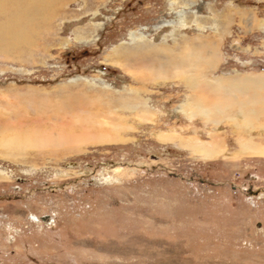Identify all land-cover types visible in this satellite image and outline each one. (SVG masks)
<instances>
[{"label":"rangeland","instance_id":"1","mask_svg":"<svg viewBox=\"0 0 264 264\" xmlns=\"http://www.w3.org/2000/svg\"><path fill=\"white\" fill-rule=\"evenodd\" d=\"M59 6L43 38L0 43V264H264V0ZM130 32L175 61L124 70Z\"/></svg>","mask_w":264,"mask_h":264},{"label":"bare ground","instance_id":"2","mask_svg":"<svg viewBox=\"0 0 264 264\" xmlns=\"http://www.w3.org/2000/svg\"><path fill=\"white\" fill-rule=\"evenodd\" d=\"M63 1H67V0H0V43L4 44L3 42L9 41L8 44H10V46L16 47V46L20 45V46L26 47L29 45V42L31 40H34L37 37L43 38L44 34H46V32L49 29L48 28L49 23L53 20V18H55L57 16L56 14H57V8H58L59 4H61ZM134 34L130 32V34H129V36L131 37V40H130L131 44L129 46L130 48L125 47V50L121 54L122 57L120 54L117 53V48H115L113 51H111V52H113V55H115L117 59L122 58L124 64H121V66L124 68V70L130 71V67H131L132 63L138 64V65L141 64V67L143 66V68H144V66L146 67V65H148V64L153 65L154 62L155 63L157 62V61H155L156 57L159 58L162 55H164L163 57L165 59H170V58L172 59L173 58L172 56H170L171 54L169 55L170 56L169 57L168 54L163 53L164 49H160V48L158 49V47L156 48V47H154V46L152 47L150 45L148 46L147 40L144 37L145 34L143 32L139 33L138 35H134ZM174 58L172 59V61H175ZM176 59H177V57H176ZM178 59H179V61L176 62V65H178V67H185V66L187 67V66H190L194 63V62L192 63V61L190 60V57L188 55H187V58H184L183 56H178ZM145 72H142L141 75H136V76L133 75V76H134V78L139 77L142 80L146 79V77H149V76H151L152 78H166L165 71L160 70V69L153 70L149 74H148V72H146V73ZM174 76L178 77L177 71L174 72ZM139 78H136V79H139ZM184 79L183 80L186 82V84L188 86H192V87L194 86L195 87L197 85L199 86V84H200V83L195 82L194 78H191V77L184 78ZM203 82L205 83L204 84L205 86L211 85V87L217 91H218V89L222 90L225 88L224 86L220 85V81L213 84V82H210V80L204 78ZM249 82H252L254 85V84H257L259 82L263 83L264 79L260 78V77H255V78L251 77ZM104 84H105V82H104ZM234 87L236 89L235 90L236 92H238L237 90H240V89L242 90V88H243V87L240 88V86H237L236 84L234 85ZM206 88H208V87H206ZM233 88H231V89H233ZM228 89L230 90L229 87L226 88V90H228ZM205 91H206V89H205ZM128 92H131L134 95L127 96V94H126L124 99L120 98L121 100H119V102L123 103V106H121V107L123 108V110H126L130 113L133 112L134 114H137L138 116L143 117L145 115V113H147L149 111V110L144 109V106H147V100L142 99V97L139 96V95H142L141 92L137 91L133 88H130ZM240 93H242V92H240ZM205 94H206V92H205ZM187 95H189V94H187ZM250 98L252 99L251 96L249 97V99ZM239 104H240V102H239ZM118 109H119V107L116 108L117 111H118ZM223 110H220L219 113L224 116L225 111H223ZM82 111H84V110H82ZM242 112L243 111H238L239 114H242ZM226 119H227V117H226ZM9 139L2 141V142H4V145L10 144L11 146H14V145L17 146V144H18L17 141H12V139H11L10 141L14 142V144H13V143L9 142ZM238 142H239L241 147L247 148V150H249V152L254 150V148L252 147L254 142H251L250 139L248 140V142H244L243 140H238ZM204 148H205V146L200 145L199 148H195V150L197 149V151L204 152V150H205ZM214 149H217V145L215 146ZM219 152L220 151H218V150L210 151L209 154L205 156V158H214L215 156H217L219 154ZM31 218L34 221H37V218L35 216H32Z\"/></svg>","mask_w":264,"mask_h":264}]
</instances>
